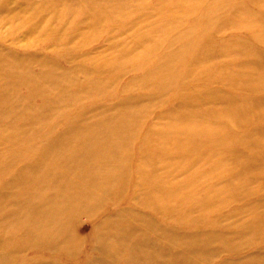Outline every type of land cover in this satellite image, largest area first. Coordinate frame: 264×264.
<instances>
[{
	"label": "rangeland",
	"instance_id": "rangeland-1",
	"mask_svg": "<svg viewBox=\"0 0 264 264\" xmlns=\"http://www.w3.org/2000/svg\"><path fill=\"white\" fill-rule=\"evenodd\" d=\"M3 238L9 264H264V0H0Z\"/></svg>",
	"mask_w": 264,
	"mask_h": 264
},
{
	"label": "bare ground",
	"instance_id": "bare-ground-1",
	"mask_svg": "<svg viewBox=\"0 0 264 264\" xmlns=\"http://www.w3.org/2000/svg\"><path fill=\"white\" fill-rule=\"evenodd\" d=\"M46 76H52L51 75V73L49 72V73H46L45 74ZM54 76V75H53ZM109 139H111L110 137H109ZM111 142V141H110ZM101 142H99V144L96 146V148H101ZM87 148H94V147H88L87 146ZM33 209H34V207H32L31 208V210L33 211ZM59 212V213H58ZM16 214V213H15ZM15 214H13L12 215V217L10 218V220L11 221H14V219L15 218H17L16 216H14ZM56 215H59L60 214V210H58V211H56V213H55ZM7 217H8V219H9V216L7 215ZM16 223H18V224H16V228H21V229H26V230H29L30 229V224H28L27 223V221H22V222H16ZM18 233H20L18 230L16 231V232H14V233H9V239H10V245H9V249H11L12 250V247L14 248V247H16L17 246V242L18 241H15V238L17 237V234ZM4 237H6V236H4ZM54 238V237H53ZM195 238H197V237H195ZM195 241H197V240H193V242H195ZM6 242H5V240H4V238H3V240H2V242L0 243V248H5L6 247ZM145 249V248H144ZM24 252H25V248H22L21 250H19L18 251V255H21V254H24ZM136 252V251H135ZM134 253V252H133ZM145 254H147V255H151V256H154V259L155 260H158L157 258H159L160 256H161V252L160 251H158L157 250V252H146ZM20 257V256H19ZM36 260L37 259H34V260H32V262H29L30 264H34V262H36ZM25 261V260H24ZM15 262V261H14ZM26 263V262H25ZM25 263H22V264H25ZM0 264H9V262L8 261H0ZM27 264V263H26Z\"/></svg>",
	"mask_w": 264,
	"mask_h": 264
}]
</instances>
